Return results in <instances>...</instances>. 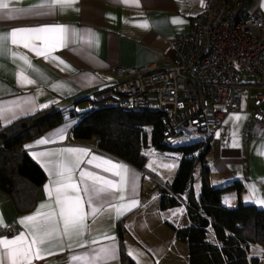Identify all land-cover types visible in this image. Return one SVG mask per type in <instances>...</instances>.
Returning <instances> with one entry per match:
<instances>
[{
	"label": "crops",
	"instance_id": "0c3cea01",
	"mask_svg": "<svg viewBox=\"0 0 264 264\" xmlns=\"http://www.w3.org/2000/svg\"><path fill=\"white\" fill-rule=\"evenodd\" d=\"M7 2L9 9L0 10L3 14L0 15V34L7 36L19 28L63 26L69 32V43L52 51L47 59L36 56L22 43L14 45L10 39L3 43L0 51V106L5 107L0 118V130L51 107L60 111L74 110L78 115L24 145V150L42 168L47 179L37 193L34 206L27 212L19 211L12 197L0 189V227L15 224L19 231L12 236L0 235V238L11 240L23 235L31 244L34 234L41 237L43 242L33 245V249L39 248L43 258L33 259L32 264H105L103 259L95 258V250L100 248L115 249L106 264H122L123 253L135 264H190L189 244L176 236L177 230L190 226L187 214L181 206L161 207L160 183L174 181L180 162L177 165L169 163L164 153L151 148V154H145V169H140L101 150L97 137L88 141L73 139L72 130L83 115L97 107L99 102L95 97L116 84L115 67L156 65L164 69L172 65L174 55L170 43L177 34L190 32L192 21L201 12V0H138V3L133 0H75L63 9L57 6L51 15L33 14L47 11L35 8L44 0ZM244 12L264 15V0H252L246 4ZM174 18L183 23H173ZM143 23L148 27L139 26ZM73 39L75 43H72ZM34 43L36 47L44 46L40 40ZM13 53L27 56L35 70L22 59L13 58ZM53 56L65 63L60 64L51 58ZM21 71L34 83L21 81ZM247 82L253 85L244 88L257 92L249 95L243 88L240 110L228 115L215 132L207 131L211 144L208 155L210 181L213 187L235 182L243 184L240 194L231 191L223 195L226 206L236 207L241 202L264 208V203L260 202L264 200V116L252 113L254 98L260 90L255 80ZM8 107L12 108L11 112ZM261 109L264 111V102ZM237 116L241 118L237 120ZM61 131L63 139L58 135ZM42 140L49 143H38ZM66 148L87 149L89 153L59 151ZM77 155L83 161L73 172L77 182L81 171L119 181L120 177L112 175L111 170L103 171V167L110 166L95 167L101 162L92 161L93 155L124 165L129 173L125 200L118 199L120 193H113L110 202H106L95 217L85 204L87 228L82 236L70 241L63 233L53 181L57 179L58 163H70ZM151 158L157 162L153 164ZM178 158L181 160L182 157ZM166 165L172 166L168 176L165 174ZM87 182L91 183L90 180ZM252 186L258 190L255 194L250 191ZM46 189L52 191L51 196ZM201 189L199 167L195 171V193L200 194ZM68 195L75 193L69 192ZM81 196L86 200V194L81 192ZM131 199L138 204L127 207ZM227 202H231V206ZM49 204L51 208H41ZM117 206H121L119 215L116 214ZM37 212L41 215L36 221L22 223ZM48 212L55 213V231L46 235V230L40 225L45 219L43 214ZM105 236L114 239H106ZM208 239L215 242L212 231ZM262 250L264 248L260 245L252 244L248 259H258V264H264ZM0 261L10 264L3 248H0Z\"/></svg>",
	"mask_w": 264,
	"mask_h": 264
},
{
	"label": "trees",
	"instance_id": "16d2710c",
	"mask_svg": "<svg viewBox=\"0 0 264 264\" xmlns=\"http://www.w3.org/2000/svg\"><path fill=\"white\" fill-rule=\"evenodd\" d=\"M247 4L252 0H245ZM74 110L60 111L54 107L23 117L0 130V189L9 194L21 212L29 211L47 176L24 150V145L47 131L76 118ZM77 141L98 138V147L120 159L145 169V149L181 155L174 181L166 185L161 207L188 205L190 226L177 230V239L189 244L190 264H258L248 259L252 244L264 248V208L239 203L228 207L223 195L231 191L239 194L241 182L213 187L208 155L210 138L191 144L174 146L164 135L162 116L154 112L123 111L99 103L83 115L72 130ZM200 167L202 189L194 190L195 171ZM215 242L208 239L209 233ZM122 264H135L123 253Z\"/></svg>",
	"mask_w": 264,
	"mask_h": 264
},
{
	"label": "built area",
	"instance_id": "2783aa9c",
	"mask_svg": "<svg viewBox=\"0 0 264 264\" xmlns=\"http://www.w3.org/2000/svg\"><path fill=\"white\" fill-rule=\"evenodd\" d=\"M245 0H202L190 32L170 43L174 61L156 65L118 66L116 84L95 97L96 102L123 111L162 116L164 135L173 140L188 129L215 132L223 120L241 108L249 76L260 92L252 113L264 116V15L245 13ZM255 86V85H254ZM160 183V196L166 191ZM185 214L188 205L182 202ZM15 224L0 227V235L18 233Z\"/></svg>",
	"mask_w": 264,
	"mask_h": 264
},
{
	"label": "snow or ice",
	"instance_id": "6c2138e0",
	"mask_svg": "<svg viewBox=\"0 0 264 264\" xmlns=\"http://www.w3.org/2000/svg\"><path fill=\"white\" fill-rule=\"evenodd\" d=\"M75 0H44V2L39 3L35 6L36 9H47V11L41 12L36 11L34 15H51L54 13V10L59 6L60 9L69 6L74 3ZM134 3H138V0H133ZM202 2V0H201ZM9 9V3L7 0H0V10ZM13 11H20L14 9ZM0 15H3L0 13ZM11 18V17H9ZM173 23L180 24L183 23L182 20L174 18ZM140 27L147 28L148 24L143 23L139 25ZM11 41L12 44L22 43L23 47L34 52L36 56H44L47 59L52 51L56 49L67 46L69 43V32L63 26H50V27H41V28H19L13 29L7 36L0 34V51H2L3 43L6 40ZM40 40L43 47H36L34 41ZM72 43H75V40H72ZM91 43V41H88ZM13 58H19L24 61L30 68L34 67L31 64V61L27 56H18L17 53H13ZM54 60H58L60 64L65 62L58 57H51ZM68 67L67 65H65ZM19 78L21 81L32 84L33 80L29 79L24 75L23 71L19 73ZM60 87H66V85H60ZM5 106H0V118H2L3 111ZM8 111L11 112L12 108L8 107ZM241 117L237 116L236 119L239 120ZM59 137L63 139V131L58 133ZM38 143L44 144L49 143L48 140H42ZM61 153L69 154H82L88 155L89 150L87 149H76V148H66L59 150ZM39 155H47V153H40ZM92 161H100L94 165L95 167H102V165H108L110 167H103V171L111 170L112 175L120 177L119 181L109 180L100 175H97L90 171H81L79 182L74 179L73 172L75 168H78L79 165L83 162L81 157L77 155L75 159L70 163L60 162L58 163L59 171L57 172V179L53 181L55 185L54 191L56 194V204L59 205V215L63 220V233L71 241L73 238H79L84 234L87 225L85 221L87 219V213L85 211V204H87L91 209V214L93 217L105 206L106 202H110L113 193H120L118 199L123 201L125 200L124 193L127 190L128 185V173L129 169L117 163H113L110 160L105 158L92 156ZM91 163V161H89ZM166 167H172L171 165H166ZM91 181L88 183L87 181ZM51 196L52 191L46 189ZM250 191L255 194V186L250 188ZM69 192L75 193V195H68ZM81 192L86 194V200L81 196ZM264 203V200L260 201ZM96 206H93V205ZM138 202L135 199H131V205H136ZM48 207L51 208V205H42L41 208ZM121 211V206L116 207V214L119 215ZM41 215L40 212H37L33 216L26 217L22 223L25 221L31 222L36 221L37 218ZM45 219L41 222L40 227L45 229V234H50L55 231V213L48 212L43 214ZM39 229H37V232ZM106 239H114L112 237L105 236ZM42 243L43 239L38 235L33 236L31 244H29L23 235H19L11 240L7 238H0V248L6 250V255L10 264H32L33 259L43 258L41 250L39 248L33 249V245L37 243ZM94 243L96 241H93ZM115 249L109 248H100L95 250V258L103 259L105 264L108 258L114 254ZM264 251V250H262ZM2 264V261H0Z\"/></svg>",
	"mask_w": 264,
	"mask_h": 264
},
{
	"label": "rangeland",
	"instance_id": "374dc122",
	"mask_svg": "<svg viewBox=\"0 0 264 264\" xmlns=\"http://www.w3.org/2000/svg\"><path fill=\"white\" fill-rule=\"evenodd\" d=\"M243 80H244V83H247V81H254V79L249 77V76H246V78L245 79L243 78ZM244 89H245L244 92L245 93H249V95H254L257 92L256 90L248 91L246 88H244ZM188 129L192 132V135H188L186 133H181V134L177 135L172 140V144L174 146L181 145V144H191V143H195V142H198V141H203V140H206L207 137H209V134L207 133V131L194 130L192 127H189ZM151 151L152 150L149 147V148H146L144 152H145L146 155H149V154H151ZM164 155H166L168 157L169 163L177 165L180 162V158H178V157H181V155L178 154V153L166 152V153H164ZM151 162L153 164H155L157 161L155 160V158H151ZM170 170H171V167H166L165 168L166 176H168L170 174ZM197 170H199V166L197 167L196 171ZM231 204H232L231 202H227V205L231 206Z\"/></svg>",
	"mask_w": 264,
	"mask_h": 264
}]
</instances>
